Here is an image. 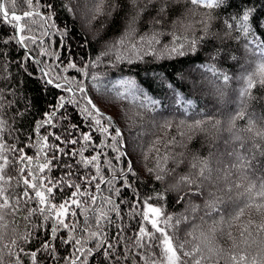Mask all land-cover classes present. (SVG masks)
<instances>
[{"label":"trees","instance_id":"obj_1","mask_svg":"<svg viewBox=\"0 0 264 264\" xmlns=\"http://www.w3.org/2000/svg\"><path fill=\"white\" fill-rule=\"evenodd\" d=\"M117 2L126 5L128 0ZM41 3L52 4L54 8L37 7L36 10L42 16L51 14L52 17L44 28L39 26V17L35 18L37 24L32 25L33 31L26 35H35L37 42L32 44L28 41L26 48L13 42L5 49L10 68L6 69L4 76L11 82V86L7 87L3 97L5 106L0 107V119L6 120L8 125L0 132V143L16 148L28 146L26 154L35 158L36 148L31 147L33 143L48 131L63 134L66 121L61 119L60 113L71 117L73 123L80 124L83 121L81 127L87 131L88 121L79 114V108L85 106L78 91V85L82 84L100 112L111 117L112 127H119L123 133V150L127 156L116 161L118 153L105 148L104 158L112 160L117 172L127 168V161H130L134 169L126 176L131 182L128 189L122 188L120 180L114 182V186L120 187L121 192L118 196L113 193L112 199L117 203L124 201L121 204L123 219L121 221L114 213L111 214L117 223L106 225L109 238L117 233L121 223L124 225V235L133 236L138 230L137 222L141 217L132 216L129 202L134 203L139 199L142 203L148 197H153L150 202L161 208L163 217H173L171 223L174 227L168 229L169 234H175L180 242L191 241L186 245L188 249L200 243L202 231L207 233L209 227L216 228L213 247L221 251L219 256L213 258L212 264H232L229 257L236 251L234 243L247 256L246 264H264V231L258 227L264 224V210L258 212L253 207H245L248 201L245 189L248 184L264 181V154L252 148V142L248 140L251 134L243 131L251 125H254V130L264 131V87L257 84L245 97L240 96V92L247 88L246 78L264 61V54L257 47L259 35L254 28L253 35L245 37L242 30L227 27L233 22L231 18L245 6L255 8V15L264 24V0H225L219 7L212 9L193 5L190 0H171L163 25L153 26L151 18L156 16V11L150 9L135 24V32L128 37L125 34L128 31L126 17L129 9L124 7L109 15L113 0H105L104 15L96 11L99 0H41ZM78 8L81 13L77 11ZM15 10L21 14L27 10V5L23 0H16ZM9 11H12L11 4ZM79 17L83 18L82 26L79 24ZM98 29L101 30L100 36L96 35ZM43 31H48L49 35H42ZM152 33L156 34V39L161 43L148 45L147 41L152 39ZM12 34L11 25L0 26V35L5 39ZM174 35L181 40L185 37L188 40L197 38L199 42L195 52L189 50L182 57L175 54L161 56V48L164 45L171 46ZM200 37L203 39L199 40ZM25 49L31 60L25 57ZM42 50L44 55H41ZM118 56L122 59L118 60ZM37 62L44 72L54 78V83L72 87L76 90L75 95L65 88L45 84ZM69 62L75 63L77 67L68 68ZM210 66L216 69L215 74L208 70ZM225 74L229 77L227 82L224 80ZM93 76L97 79L93 80ZM129 79L135 81L137 88L141 89L136 93L138 99L128 94L126 85L119 83ZM66 81L70 83L66 84ZM4 85L3 76H0V86ZM214 86L222 90L229 100L225 106H219L218 98L211 93ZM117 91L124 93V96L118 97ZM145 95L158 103L155 106L149 103L146 108L140 107ZM60 97H64L66 103L53 118L57 127L52 129L45 126L37 130L36 122L41 121L45 113L52 111V106ZM8 100L13 103L7 105ZM70 100L75 102L68 103ZM240 112L244 113L243 118L237 116ZM196 120L203 121L201 126L189 127ZM216 121L220 123L217 125ZM95 135L105 139L99 132ZM236 135L247 142L249 151L243 152L240 149L235 141ZM106 143L111 142L106 140ZM259 143L264 144V140ZM68 147L78 149L80 145ZM0 151L10 161L17 155L11 151ZM234 151L236 155L230 156L229 153ZM89 152L91 149L85 155ZM165 156L169 157L167 161L164 160ZM236 156L247 157V165L250 167L246 170L230 168L236 162ZM77 159L80 157H62L46 175L52 179L65 177L69 170L63 167L62 161H66L74 165L71 170L74 174L68 177V181L82 183L78 177L88 170L75 165ZM203 161H207L212 170V180L203 183L198 189L199 195H189L188 187L178 183L179 177L191 175L196 171L191 165L196 163L199 168ZM108 167L111 166L102 165L101 173L105 174V168ZM161 168L165 172L162 173ZM94 171L91 170L92 174ZM6 172L16 175L11 164ZM157 175H164L165 179L158 181ZM25 176L26 173L19 174V185L15 179L10 182L12 190L18 195L26 190L22 184ZM197 184H200L199 180ZM235 184H240L241 187L236 188ZM108 188L109 186L102 185L101 193H96L98 205L101 194L109 195ZM228 188L231 191H227ZM73 190L66 186L54 190L52 203L59 204L68 199ZM89 190L95 191L94 188ZM158 194H162L163 198L156 199ZM217 197L219 200L216 211L206 215L209 212L207 205ZM37 207L35 200H30L27 204L21 200L15 209L4 211V220L0 221V236L3 237L0 239V250L4 264H15V259L20 256L24 257L20 264H25V261L31 264L26 254L37 248L41 241L51 237L53 221L44 220L38 213L28 216L29 210ZM241 208L244 209L243 215L236 219V213ZM86 216L91 218L93 213L89 211ZM86 216L78 215L72 219L77 221L79 227H83ZM242 232L244 238H241ZM29 233L31 235L27 240L19 238ZM189 233L192 235H188ZM68 234L66 230L60 231L56 233L58 239L52 241L57 246L58 257H68L73 252L70 245L59 243V238H66ZM13 240L16 245L11 247L13 254L9 255L10 249L4 245H11ZM86 247L94 249L93 255L87 258L88 264H106L103 253L95 251L93 243L89 242ZM116 250L128 251L123 243L117 245ZM131 251L135 253L137 250ZM39 255L43 257L40 264H65L63 259L49 260L46 253ZM120 264L143 262L121 260Z\"/></svg>","mask_w":264,"mask_h":264},{"label":"snow or ice","instance_id":"obj_2","mask_svg":"<svg viewBox=\"0 0 264 264\" xmlns=\"http://www.w3.org/2000/svg\"><path fill=\"white\" fill-rule=\"evenodd\" d=\"M104 2L105 0H99L96 9L100 15L105 14L103 11ZM170 2L171 0H128V3L125 5L118 3L117 0H113L111 10L108 14L119 12L124 7L129 9V15L126 17L128 31L125 34V37H128L135 32V24L147 15L150 9H155L156 11V16L151 18L153 26L156 24L163 25L165 23L164 17L168 13V5ZM190 2L193 5L212 9L214 7H219L225 0H190ZM23 3L27 5V10L18 14L15 10L16 0H0V26L11 25L14 33L8 35L7 39H5L3 35H0V76H3L5 81V85L0 86V107L5 106L3 97L5 96L7 87L11 86V82L4 76L6 69L10 68L8 53L5 50L6 46L13 42L21 48H26L28 41L35 44L37 42L36 36L26 35V33H31L33 31L32 25L37 24L35 18L39 17L41 22L39 26L41 28L48 26V21L52 19L51 14L45 17L36 9L38 6L54 8V5H44L41 3V0H23ZM9 4H11L12 7L11 12L9 11ZM157 5H159L158 8ZM68 10L71 11V9ZM255 11V8L242 7L235 17L231 18L233 22L228 24L227 27L229 29H236L237 31L242 30L245 37L253 35L252 29L254 28L259 35L257 47H259L262 50V54H264V43H261V41H264V24L257 18ZM100 31L99 29L97 30V36H100ZM205 31H207V29H205ZM42 35L48 36L49 32L43 31ZM141 39L143 40L144 38L142 37ZM202 39L203 37L199 38V40ZM173 41L174 43H172L171 46L164 45L161 48V56H172L175 54L176 56L182 57L187 54L189 50L195 52L199 42L197 38L188 40L187 37H185L181 40L179 36L175 35L173 36ZM120 43L122 44L123 40H121ZM147 43L151 46L153 43L159 44L161 42L156 39V34L152 33V39L148 40ZM250 43L251 41L248 42V44ZM113 47H115V42L113 43ZM41 55H44L43 50L41 51ZM25 57L31 60L27 52H25ZM117 59H122V57L118 56ZM17 67H21V65H17ZM67 67L75 69L77 66L75 63L69 62ZM208 70L214 74L216 73L214 67L210 66ZM65 71H67V69H65ZM29 75L32 74L29 73ZM85 75H87V73H85ZM41 77L44 79L45 84H54L56 88H65L67 92L75 95L76 90L72 87H65V85H61L58 82L54 83V78L51 77L48 72H42ZM92 79L96 80L97 77L93 76ZM228 79L229 77L225 74V82H227ZM245 82L247 88L240 92L241 97H245L249 90L257 87V84L260 87H264V61L257 65L256 71L249 75ZM68 83L70 82L66 81V84ZM119 83L126 85L128 94L134 99H138L136 93L140 92L141 89L137 88L135 81L129 79ZM97 90H99V88ZM78 91L85 105L79 108V114L84 120L88 121L87 131L83 130L81 127L83 121H81L80 124L73 123L71 117L60 113L61 119L66 121L63 134L48 131L47 134L33 143L31 147L36 148L35 158L26 154V148L28 146L16 148L12 145L0 143V150L11 151L17 154L14 160L10 161L9 158L0 151V161H3L0 163V221L4 220V211L10 208L15 209L21 200H23L25 204L30 200H35L38 207L29 210L28 216L30 217L38 213L44 220H51L54 224L51 228V237L41 241L37 248L30 250L26 254L31 260V264H40L43 257H41L39 253H46L49 260L63 259L65 264H88L87 258L92 256L94 251L92 247H86L89 242L95 245V251L103 253L106 264H113V262L114 264H120L121 260L143 262V264H212L213 258L219 256L221 251L213 247V237L216 228L214 226L209 227L207 233L202 231L200 243L188 249L186 245L190 244L191 241L185 240L184 242H180L175 234H169L168 229L174 227L171 223L173 217H163L161 208L154 206L150 202L153 197H148L142 203L139 199H136L134 203L129 202L132 216L141 217L137 222L138 230L133 236L129 237L124 235V225L121 223L117 233L111 238L108 237L106 225L117 223L111 214L114 213L121 221L123 219L121 204H123L124 201L117 203L112 199L113 193L118 196L121 192V188L115 187L114 182L120 180L122 188L125 190L128 189L131 187V182L126 176L128 173H132L134 169L130 161H127V168L117 172L112 160L104 158L105 148H111L114 152L118 153L115 157L116 161H120L127 156L126 151L123 150L125 142L123 140L122 130L119 127H112L113 121L111 118L104 116L100 112L93 100L89 98L87 90L82 84L78 85ZM109 91H111V89ZM117 96L123 97L124 93L117 91ZM67 102L74 103L75 101L70 100ZM177 102L179 103L180 101ZM12 103L13 101L11 100L7 101V105H11ZM65 103L64 97H60L57 103L52 106V111L50 113H45L44 118L36 122V129L39 130L45 126L55 129L57 125L53 122V118L57 116L60 109L64 108ZM149 103L155 106L158 102L156 100H151L145 95L144 102L140 104V107L146 108ZM25 107H27V105H25ZM243 115V112L237 113V116L240 118H243ZM209 120H211V118H209ZM102 121H104V123H102ZM181 123H183V121H181ZM202 123L203 121L196 120L194 124L189 127L198 128ZM215 123L218 125L220 122L216 121ZM7 127V121L0 119V132L4 131ZM243 131L251 134L248 140L252 142V148L264 154V144L259 143V141L264 140V131L259 129L254 130V125L247 127ZM96 132H99L105 139L97 137L95 135ZM77 133H79V135H77ZM106 140H109L111 143H106ZM235 141L239 144L243 152L249 151L247 142L241 136L236 135ZM76 145H80V148L77 149L73 147L69 149L68 147ZM88 149H91V152L86 156L85 152ZM229 155L234 156L236 152H230ZM77 156H79L80 159L75 160V165L83 166V168L88 170L78 177L82 183L68 181V177L74 174L71 171L74 165L66 161H62L63 167L69 170L65 177L52 179L46 175L47 172L52 170L55 162L61 161L62 157ZM168 159V156L164 157L165 161ZM10 164L14 166L16 175H11L6 172ZM102 165L111 166L105 168V174L101 173ZM157 166L159 167V165ZM191 167L196 171L191 175L180 176L178 183L188 187L189 192L187 194L197 196L200 194L198 189H200L203 183L212 180V170L208 166L207 161H203L202 166L199 168L196 163H193ZM229 167L246 170L247 167L250 166L247 165V157L236 156V162ZM92 169L95 170L94 174L91 172ZM160 171L163 173L165 169L161 168ZM21 173H26L25 178L22 180V184L26 190L23 191L22 195H18L12 190L10 182L15 179L17 180V185H19L21 181L18 177ZM156 179L161 181L165 179V176L157 175ZM225 179H227V177H225ZM197 180L200 181V184H197ZM102 185L109 186V195L104 196L101 194L99 197L100 203L98 205L96 193H101ZM65 186L68 189H74L71 191V195L68 199L59 204L52 203L55 197L54 190H59ZM234 186L236 188L241 187L240 184H235ZM90 188H94L95 191H90ZM28 190H31V192ZM226 190L231 191V188ZM245 190L248 193V201L245 207H253L258 212L264 210V181L259 184L249 183ZM133 195H136L135 191H133ZM155 198L161 199L163 196L162 194H158ZM181 199H183V197H181ZM218 200L219 198L217 197L207 205L209 212H207L206 215H210L211 212L216 211V203ZM77 210H79V212ZM89 211L93 213L91 218L86 216ZM243 212L244 209L241 208L236 213L235 218L239 219V217L243 215ZM78 215L86 216L83 227H79L77 221L72 219ZM25 218L27 219V217ZM69 220H71V222H68ZM221 220H223V217ZM92 221H94V223H92ZM177 223H179V221H177ZM258 227L259 230L264 231V224ZM93 228L95 230H92ZM64 230L69 234L66 238H59V243L70 245L73 248V252L68 257H58L57 246L54 245L52 241L58 239L56 233ZM74 233H85L86 235L77 236L74 235ZM29 235H31V233L19 238L27 240ZM188 235L192 234L189 233ZM229 235H231V233H229ZM240 235L241 238H244L243 232ZM2 238L3 237L0 236V239ZM193 239L196 238L193 237ZM121 243H123L128 251L118 252L116 250V246ZM14 245H16L15 240L12 241L11 245H4L5 248L10 249L9 255L13 254L11 252V247ZM234 247L236 251L229 257L232 264H246L247 256L244 251L239 248L238 244L234 243ZM131 249H136L137 251L133 253ZM21 251L23 252V249H21ZM21 259H24V257H17L15 259V264H20ZM0 264H4L2 250H0ZM25 264H27V261H25ZM253 264H255V262H253Z\"/></svg>","mask_w":264,"mask_h":264},{"label":"rangeland","instance_id":"obj_3","mask_svg":"<svg viewBox=\"0 0 264 264\" xmlns=\"http://www.w3.org/2000/svg\"><path fill=\"white\" fill-rule=\"evenodd\" d=\"M77 11H79L80 13L82 12V11H80L79 8L77 9ZM79 18H80L79 19V22H80L79 24L82 26L83 23H84L83 18H81V17H79ZM87 29L89 30V28H87ZM210 91H211L212 94L216 95V97L218 98V104H219V106H225L226 103H227V101H229V100H227L226 96H224L223 91L220 90V89H218L217 87L214 86L213 88H211Z\"/></svg>","mask_w":264,"mask_h":264},{"label":"water","instance_id":"obj_4","mask_svg":"<svg viewBox=\"0 0 264 264\" xmlns=\"http://www.w3.org/2000/svg\"><path fill=\"white\" fill-rule=\"evenodd\" d=\"M25 50H26V49H25ZM26 51H27V53H29L28 50H26ZM37 63H38V62H37ZM38 65H39V67H40L41 72H44V70H43V68L41 67L40 63H38ZM105 116L111 118L108 114H105ZM111 120H112V119H111ZM115 127H116V126H115Z\"/></svg>","mask_w":264,"mask_h":264}]
</instances>
